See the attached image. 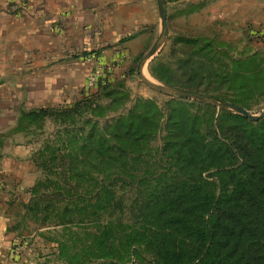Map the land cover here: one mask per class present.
Segmentation results:
<instances>
[{"label": "rangeland", "instance_id": "374dc122", "mask_svg": "<svg viewBox=\"0 0 264 264\" xmlns=\"http://www.w3.org/2000/svg\"><path fill=\"white\" fill-rule=\"evenodd\" d=\"M208 1L165 0V39L140 67L143 55L160 38L161 23L154 0L157 30L123 78L115 82L100 80L88 93L71 100L59 94V106L42 103L18 111L12 132L21 134L19 141L33 147L30 159L34 165L39 164L35 165L40 171L37 181L48 178L63 186V175L56 172L64 168L67 178L71 174L69 181L76 186V193L105 186L114 193V203L118 202L113 210L91 223L55 225V220L41 223L27 210L29 188L9 190V203L4 209L9 228L17 231V241L25 249L26 264H153L151 250L146 252L140 246L138 252L130 254L135 248H126L124 238L134 234L138 227L135 217L145 203L152 208L161 195L168 197L174 189L180 192L199 185L180 169L176 147L165 149L167 141L181 139V120L191 122L209 143L218 141L215 147L221 146L228 155L232 150L228 134L240 125L234 115L243 116L236 108L253 116L264 111L263 33L250 25L242 28L241 24L227 21L225 13L213 12ZM156 88L209 98L181 99ZM89 94L92 96L88 101H83ZM133 115L152 117L155 123L144 132L138 145L123 147V159L117 147L105 152L117 158H104L96 149L99 140L109 146L116 144L115 121L120 119L123 124ZM61 156L67 157L65 165L55 171ZM54 157L55 161H51ZM233 162V173L244 174L241 160ZM200 173L212 182V195H216L217 183L223 182L232 190L228 182L232 172L197 162L193 177L197 179Z\"/></svg>", "mask_w": 264, "mask_h": 264}, {"label": "crops", "instance_id": "0c3cea01", "mask_svg": "<svg viewBox=\"0 0 264 264\" xmlns=\"http://www.w3.org/2000/svg\"><path fill=\"white\" fill-rule=\"evenodd\" d=\"M208 3L227 21L264 36V0ZM156 21L154 0H0V264H26L4 207L9 190L30 188L40 174L30 159L33 147L12 132L18 111L57 105L59 94L83 96V82L98 64L104 82L123 78Z\"/></svg>", "mask_w": 264, "mask_h": 264}, {"label": "trees", "instance_id": "16d2710c", "mask_svg": "<svg viewBox=\"0 0 264 264\" xmlns=\"http://www.w3.org/2000/svg\"><path fill=\"white\" fill-rule=\"evenodd\" d=\"M91 96L85 95L82 100L88 101ZM234 116L240 125L228 134L229 147H232L228 155L221 146L215 147L218 141L209 143L191 122L181 120L178 133L181 139L175 137L167 141L165 149L176 147L180 169L199 185L182 188L180 192L174 189L168 197L161 195L152 208L145 203L135 217L137 229L124 238L126 248H135L130 254L138 252L142 246L146 252L151 250L153 264H264V120ZM125 121L123 124L120 119L115 121L113 139L116 144L109 146L105 140H99L96 149L101 150L98 153L104 158H117H110L105 154L107 150L117 147L121 151L123 147L138 145L144 139V132L155 123L152 117L144 115H133ZM243 125L249 129L242 128ZM66 158L61 156L60 163L51 169L60 170ZM120 158L123 159L122 151ZM237 158L245 168L244 174L233 173L236 170L233 161ZM197 162L232 172L228 178L232 190L221 182L216 184V195H212L209 190L212 182L205 180L201 173L197 179L193 177ZM66 171L61 168L56 172L63 175V186L47 178L29 188L31 199L26 204L27 210L41 223L55 220V225L81 226L117 206L114 193L105 186L76 193V186L72 187L69 181L71 174L67 178ZM48 185L51 189L45 191ZM137 258L145 260L142 255Z\"/></svg>", "mask_w": 264, "mask_h": 264}, {"label": "water", "instance_id": "95a60500", "mask_svg": "<svg viewBox=\"0 0 264 264\" xmlns=\"http://www.w3.org/2000/svg\"><path fill=\"white\" fill-rule=\"evenodd\" d=\"M157 6H158V13H159V18H160V23H161V33H160V38L159 40L143 55L141 61H140V67L142 66L143 62L145 59L148 57L152 56V54L156 51V49L162 44V42L165 39L166 33H167V22H166V12H165V0H156ZM153 87V86H152ZM155 88V87H154ZM157 90L163 92V93H168V94H175L178 98L181 99H199V98H209L205 95L199 94V93H193V94H187L181 90L177 89H170V90H160L156 88ZM224 107H233L229 103H222L221 104ZM243 116L252 119V120H259L260 118L264 117V111L260 113L257 116H253L252 114L248 113L244 109L241 108H236Z\"/></svg>", "mask_w": 264, "mask_h": 264}, {"label": "built area", "instance_id": "2783aa9c", "mask_svg": "<svg viewBox=\"0 0 264 264\" xmlns=\"http://www.w3.org/2000/svg\"><path fill=\"white\" fill-rule=\"evenodd\" d=\"M104 67L101 64L95 65L87 74L85 88L89 91L96 87L98 82L102 80Z\"/></svg>", "mask_w": 264, "mask_h": 264}]
</instances>
